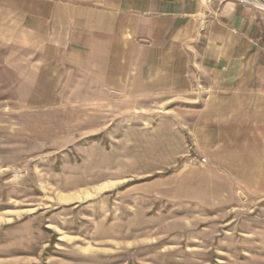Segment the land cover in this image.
<instances>
[{
	"label": "rangeland",
	"instance_id": "obj_1",
	"mask_svg": "<svg viewBox=\"0 0 264 264\" xmlns=\"http://www.w3.org/2000/svg\"><path fill=\"white\" fill-rule=\"evenodd\" d=\"M3 23L0 264H264V171L206 160L200 86L37 57Z\"/></svg>",
	"mask_w": 264,
	"mask_h": 264
},
{
	"label": "crops",
	"instance_id": "obj_2",
	"mask_svg": "<svg viewBox=\"0 0 264 264\" xmlns=\"http://www.w3.org/2000/svg\"><path fill=\"white\" fill-rule=\"evenodd\" d=\"M0 20L8 34L18 25L37 57L50 42L92 72L99 63L106 73H146L155 90L200 86L206 160L264 171V13L254 7L237 0H0Z\"/></svg>",
	"mask_w": 264,
	"mask_h": 264
},
{
	"label": "built area",
	"instance_id": "obj_3",
	"mask_svg": "<svg viewBox=\"0 0 264 264\" xmlns=\"http://www.w3.org/2000/svg\"><path fill=\"white\" fill-rule=\"evenodd\" d=\"M224 1V0H223ZM241 3H248L264 11V0H237Z\"/></svg>",
	"mask_w": 264,
	"mask_h": 264
}]
</instances>
